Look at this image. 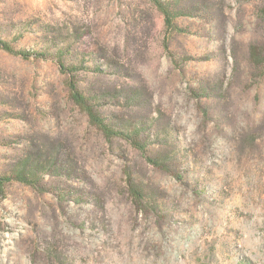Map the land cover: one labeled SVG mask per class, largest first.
Wrapping results in <instances>:
<instances>
[{"label": "rangeland", "instance_id": "rangeland-1", "mask_svg": "<svg viewBox=\"0 0 264 264\" xmlns=\"http://www.w3.org/2000/svg\"><path fill=\"white\" fill-rule=\"evenodd\" d=\"M0 38V174L57 163L0 184V264H264V0H0Z\"/></svg>", "mask_w": 264, "mask_h": 264}, {"label": "trees", "instance_id": "trees-1", "mask_svg": "<svg viewBox=\"0 0 264 264\" xmlns=\"http://www.w3.org/2000/svg\"><path fill=\"white\" fill-rule=\"evenodd\" d=\"M162 8V11L165 15L166 25L170 30H175L177 26L174 24V16L173 12L168 8L160 5ZM0 46L9 52L13 54H21L25 57L31 56V53L28 51H21L19 49H15L13 46H11L7 41H4L0 38ZM37 54V53H36ZM60 67L63 71L69 72L72 69H74V66H67L64 62V60H59ZM70 90H71V96L73 100L76 102L77 105H79L85 113L89 116L91 122H93L97 127H99L105 136L108 139H113L114 137H122V138H128L136 147L141 149L142 151H146V143L144 141H138L135 134H132V131L127 129L126 127L117 128L112 123H109L106 118L95 109L94 106V99L95 97L89 96L84 91H82L78 85L77 82H74L73 80H70ZM127 125H131L129 122ZM147 159L149 162L154 164L157 167L164 168L166 165L167 160L163 159L162 157H154V156H147ZM48 167H57V163L50 160V162L47 163H40L36 161H31L30 159H26L20 164L19 168L14 169L10 174L1 175L0 174V184H4L5 182L11 181V180H19L24 182H29L30 184L37 185L39 183L38 179V170L47 169Z\"/></svg>", "mask_w": 264, "mask_h": 264}]
</instances>
